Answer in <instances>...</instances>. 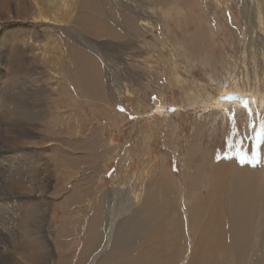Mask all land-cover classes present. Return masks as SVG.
<instances>
[{
	"label": "rangeland",
	"instance_id": "obj_1",
	"mask_svg": "<svg viewBox=\"0 0 264 264\" xmlns=\"http://www.w3.org/2000/svg\"><path fill=\"white\" fill-rule=\"evenodd\" d=\"M55 1L33 0L26 24L0 21L6 66L2 80L8 77V85H19L15 100H3L1 92L0 116L6 121L0 130V173L12 176L30 170L29 162L43 166L47 162L52 180L37 191L48 202L40 206L43 212L47 208V216L38 220L43 232L52 235L49 246L44 239L40 246L54 253L42 263L49 264L52 256L53 264L79 262L88 230L109 207L104 198L107 193L131 182L139 193V206L156 181L172 175L182 210L171 217L164 239L156 238L155 226L144 231L150 238L140 232V243L150 240L145 252H140V244L138 260L149 252L147 264H164L165 260L185 264L186 259V264H215L198 258L192 239L201 235L206 242L216 241L212 221L223 211L225 200L220 189L213 193L216 198L207 200L211 173L216 169L214 187L224 188L238 173L232 175V168L218 164L229 161L235 163L231 167L243 169L236 165L237 154L256 152V132L264 121V48L256 52L249 45L252 38L264 45V20L253 13L259 25L249 37L240 0H220L221 6L214 0L215 7L213 0H172L171 4L162 0ZM174 6L175 10H169ZM38 12L42 17H56L58 26L42 22ZM79 16L83 26H79ZM12 25L26 30H15L25 33L26 43L16 37L25 62L16 81L7 65L9 36L3 34ZM227 93L242 97L226 100ZM216 100L220 108L212 106L218 105ZM259 150L264 157V144ZM252 168L257 176L249 177L262 191L263 202L258 204L263 216L264 160ZM43 173L48 175L43 168L37 169L36 174ZM137 176V181H131ZM9 189L0 190V215H6L0 264H41L17 248L8 250L5 239L14 226L13 212L3 204L2 195ZM125 195L116 197L117 210L129 209ZM196 197L207 200L213 214L202 212L184 222L180 216H189L187 206ZM127 228L128 224H117L115 230L125 237ZM126 245L123 255L113 258L118 261L110 264H135L130 262L134 244ZM218 256L213 248L209 257Z\"/></svg>",
	"mask_w": 264,
	"mask_h": 264
},
{
	"label": "bare ground",
	"instance_id": "obj_2",
	"mask_svg": "<svg viewBox=\"0 0 264 264\" xmlns=\"http://www.w3.org/2000/svg\"><path fill=\"white\" fill-rule=\"evenodd\" d=\"M46 1L52 4L56 2L55 0H46ZM162 1L169 2V4H171L170 1L172 0H162ZM183 1L188 2V0H183ZM215 1L218 6H221L220 0H215ZM33 3H34L33 0H0V21L5 20V22H9L10 24H15V25L17 24L21 25L22 23L26 24L28 22L27 21L28 18L30 17V14L28 13L29 8H31V4ZM213 3H214V0H213ZM36 4H39V3L37 2ZM239 6L241 10L240 11L241 17L246 20L244 21V24L248 28L247 35L250 37L252 33L251 29L254 30L255 25L256 27L259 25L256 21L252 19L253 13H255L258 17L264 20V0H240ZM214 7H215V3H214ZM41 8L43 9V11L42 9L38 8L39 12L42 11L43 14H45V10H46L45 7L44 8L41 7ZM169 10H175V6L170 7ZM47 11H48V8H47ZM11 14H14V15H11ZM43 14L39 15L40 18L42 19V22H45V23L48 22L52 25L55 23H58V21H56V17L55 18L42 17L41 15ZM78 18H80L79 20H77L80 24L79 26H83L84 24L82 20L83 17L79 16ZM55 25L58 26L57 24ZM107 27L110 28L109 26ZM16 29L21 32L26 31L24 30L25 28H22L21 30L18 27L15 28L13 25H12V29L3 31V34L5 36H9V41L7 42V45H10V46L7 49V57H8L7 65L9 66L13 74L12 80L14 81L20 78V73H19V71L21 70L20 65H22L23 63L25 64V62L22 61L23 50L21 48H18L16 37H18V40L21 39L22 43L26 44L24 41L25 36H23L25 33L22 35H19L21 33L18 34L17 33L18 31L17 32L15 31ZM262 35L264 37V33H262ZM3 39L4 37L2 35V32H0V104H1V101L3 100H6V101L15 100L14 99L16 97L15 95H17L16 93H17V90L19 89V85L17 86L14 85V87H12L11 85H8V82H7L8 77L2 80L3 71L6 68V66L2 63V61L5 59V54L2 53V49L4 47H2L1 45ZM10 41H13L14 44L11 45ZM249 47H251V49H254L256 52H258V51L263 50L264 45L257 43L256 40L252 38L251 44L249 45ZM16 73L18 77H16ZM178 81L179 80H177V82ZM1 92L3 93V96L5 98L3 100L1 99L2 98ZM227 94H224L225 96L223 95L224 99L232 100V99L226 98ZM249 94L250 92H248L247 95L245 96H247L248 98ZM241 97L242 96L240 95L239 99ZM216 104L218 105L212 104V106H215L216 108H220V104L218 103L217 100H216ZM206 106H209V105H206ZM7 115L9 114L8 113L5 114L4 117ZM4 120L6 121V119H3V117L0 116V130H2V127H3L2 122H4ZM0 136H3V134L0 133ZM29 136L37 137V135H29ZM5 141H6V138H5ZM41 151L43 152L42 149ZM36 156L38 157V155ZM30 157H32V155ZM29 163H30L29 167L31 171L27 169L26 172H20L15 175L12 174V176L0 173V183H1L0 190L3 191L7 188H10L7 191V193H4L2 195V197L6 199L5 201H3V204H5L13 212L12 222L14 224V226H12L11 232L8 233L9 238L7 240L5 239V241H6V244L8 245L9 251H11L13 248H17L20 252H22L24 256H27L30 259H34V260L38 259L39 262L43 264L42 261L45 259V257H47L48 255L51 256L54 252L51 248L47 252H45L40 246L41 239L46 240V244H47L49 243L50 238H52V235H51V231L44 233L43 230L41 229V225H43V223L39 221L38 218L47 216V208L45 209L46 212H43L40 209V206L41 205L46 206L48 202L44 198L41 197V194H37V191L39 188H47L48 184L52 180V177H50V174H49L50 169L48 168L47 162H44L45 163L44 166L41 162H37V163L29 162ZM233 163L234 162L225 161V162H220L218 164L221 166H227V167L232 168L234 170L232 172V175L235 172L238 173L235 176H233L231 179H229V181L226 184L223 185L224 188L220 187L219 185L217 187L216 186L214 187L213 183L215 182V180L213 179V173H216V169H214L213 173H211L212 180L210 183V187L208 189L209 194H207V200H211L214 191H216L215 189H220L223 191V196L221 197H223V199L225 200L223 201L224 202L223 211L220 212L219 217L215 221H212V223H214L213 236L216 238V241L214 243L206 242L202 240L201 235H194L195 234L194 233L193 237L195 238L194 239L191 238L193 241V250H194V253L198 255V258L200 260L206 261L207 263H210V260H211L215 264H264V215L262 216L260 208H259L260 204H258L260 201H262V198H261L262 194H260L262 193V191L259 189L256 182L251 178L252 176H257L255 175L256 172H254V169L252 168L251 164H247V163L241 164L239 161L237 162L236 165L237 166L241 165L243 169H237L234 166L231 167L229 165ZM245 166H248L247 169L245 168ZM40 167L43 168L44 171H47L48 173L47 176H45L44 173L42 175L36 174L37 169ZM227 167H225V170L227 169ZM245 175H248V176H245ZM249 175H251V177H249ZM169 176L172 177V175H169ZM169 176H166V177L162 176L158 181H156L157 183L156 185L152 183L153 187L148 189V194L146 198H144L145 199L144 202H141L139 206H138L139 193L137 194L136 192H134L135 188L133 187V184H131V182L127 186L126 185L120 186L116 191L112 190L113 192L110 194L107 193L104 198L108 201L109 207L107 211L106 210L101 211L99 220L96 223H94L95 225L91 227L92 229L88 230L89 233L87 232V236L85 235L86 236L84 240L85 247H84L82 256L77 264H110L112 260L116 262L118 260L113 259V258L115 257L117 258V256H120V255L122 256L123 254H121V249L124 248L126 244H130V243L131 245L134 244V247L131 249H133L135 252V255L131 254L132 257L130 256L131 257L130 262L135 263V264H147L146 258H148L149 252L146 254H142L139 260H138L139 255L137 253H138L140 244H143V246L140 248V252H145L146 249H148L146 248V246L149 244L148 241L150 239L149 240L146 239V241L148 240L147 242L140 243L139 240L142 238V236L140 235L142 234V232L147 230L148 227L151 225V226H155V228L151 227V229L152 228L157 229L156 238L161 239V240L164 239V235L166 234V231L169 229V226H170L169 222L171 220V217L177 215L182 210L181 195L180 194L176 195L175 193L176 185L174 186V180L170 178ZM138 177L140 176H137L135 179L131 181H137ZM263 189L264 187L262 188V190ZM226 193H229V194H226ZM110 195H113L114 197L110 198ZM124 195L127 199L125 203L128 204V206L126 205V208H129V209L125 210V207H121V208H118L117 210V206H116L117 198L116 197L124 196ZM9 197H11V199H9ZM213 197L216 198V196H213ZM207 200L205 201L203 197L202 198L196 197L193 200V202L190 201V207L187 206L188 209H186V211H188L187 215L189 216L185 217L184 215L183 216L181 215L180 218L182 219L184 217L185 219L184 222H185L187 220L190 221V219L193 220L195 216H197L198 214H201L202 212L213 214L214 208L208 205ZM0 205H1V201H0ZM135 207L136 209H134ZM203 208H204V211H201ZM129 210L131 211L130 213L131 216L126 215V213ZM124 215L126 216L125 218L122 219ZM202 221L203 219L201 215L199 222H202ZM0 222L4 223L0 225V235H1L6 230V215L5 214L0 215ZM176 223L174 224V226L178 228ZM117 224L119 227L124 226L125 224H128V228L126 231L128 234H126L125 237H123V234L125 235V233H122L120 230L119 231L115 230ZM46 225L48 227L51 226V221L47 223ZM189 230L190 229H188V231ZM174 231L175 230L173 229V233H176ZM190 233H192V231L189 232V234ZM196 234H198V232H196ZM145 235L147 236V234ZM150 236L151 234L147 237L150 238ZM152 237L151 239H153ZM113 239L114 241L112 242ZM172 240L174 241V239ZM169 242H172V241H169ZM157 243L161 244L160 241ZM152 246L155 247L154 245ZM190 247L192 248V246ZM168 248L170 249V247ZM213 248H216L219 252V256L217 258L209 257V254ZM187 249L189 250V248ZM175 252H176V248H175ZM54 259L55 257L52 256L49 259V264H53ZM185 261L187 263L188 259H186ZM168 262H169L168 260L167 261L165 260L164 264H168Z\"/></svg>",
	"mask_w": 264,
	"mask_h": 264
},
{
	"label": "snow or ice",
	"instance_id": "obj_3",
	"mask_svg": "<svg viewBox=\"0 0 264 264\" xmlns=\"http://www.w3.org/2000/svg\"><path fill=\"white\" fill-rule=\"evenodd\" d=\"M256 152L254 154H249L248 152H243V154H237L241 164H251L253 167L257 166L264 160L260 152V145L264 144V121L261 122L259 130L256 132ZM231 158V157H228Z\"/></svg>",
	"mask_w": 264,
	"mask_h": 264
},
{
	"label": "water",
	"instance_id": "obj_4",
	"mask_svg": "<svg viewBox=\"0 0 264 264\" xmlns=\"http://www.w3.org/2000/svg\"><path fill=\"white\" fill-rule=\"evenodd\" d=\"M239 97L240 96L238 94H236V93H234V94H227L226 95V98H228V99L239 98Z\"/></svg>",
	"mask_w": 264,
	"mask_h": 264
}]
</instances>
